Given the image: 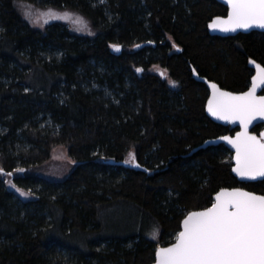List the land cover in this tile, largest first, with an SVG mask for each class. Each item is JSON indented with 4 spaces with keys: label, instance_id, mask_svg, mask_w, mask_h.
<instances>
[{
    "label": "trees",
    "instance_id": "obj_1",
    "mask_svg": "<svg viewBox=\"0 0 264 264\" xmlns=\"http://www.w3.org/2000/svg\"><path fill=\"white\" fill-rule=\"evenodd\" d=\"M17 3L76 11L97 35L38 30ZM225 15L214 0H0V264H153L220 190L264 195L224 145L200 148L235 130L206 116L194 73L239 93L249 61L264 68V33L209 35ZM56 148L75 162L58 178Z\"/></svg>",
    "mask_w": 264,
    "mask_h": 264
},
{
    "label": "snow or ice",
    "instance_id": "obj_2",
    "mask_svg": "<svg viewBox=\"0 0 264 264\" xmlns=\"http://www.w3.org/2000/svg\"><path fill=\"white\" fill-rule=\"evenodd\" d=\"M226 3L229 6L227 21L221 25L210 24V28L218 26L225 32L254 26L264 28V0H226ZM41 15L45 17L41 27L50 19L72 20L78 25L76 31L87 27L82 17L68 11L57 12L49 8ZM25 18H29L28 13ZM111 47L119 50L118 45ZM249 63L255 62L250 60ZM255 80L253 77V86L248 92L238 96L220 92L216 84H211L216 92L208 107L209 112L220 119L239 120L244 131L237 133L235 139H221L236 149V167L232 171L253 179L264 177V133L258 139L247 132L252 120L264 118V96L254 95ZM170 83L175 86V82ZM182 227L174 244L156 251V264H264V195L223 189L210 208L188 213ZM157 234L158 229L154 230L152 238L155 239Z\"/></svg>",
    "mask_w": 264,
    "mask_h": 264
},
{
    "label": "water",
    "instance_id": "obj_3",
    "mask_svg": "<svg viewBox=\"0 0 264 264\" xmlns=\"http://www.w3.org/2000/svg\"><path fill=\"white\" fill-rule=\"evenodd\" d=\"M215 2H217L218 4H220L221 6H223L224 8H226V15L224 17H215L213 18L208 24H207V30H208V33L210 36H216V37H234L238 34H248V33H251V32H259V33H264V28H260V27H251L249 29H237L236 31H228V32H225V31H221L219 29V27H212L210 28L209 25L210 24H213V25H221L223 22L227 21V18H228V12H229V6L228 4L226 3V0H214ZM219 18V19H217ZM250 67H252L254 69V75L253 77H256V80H255V92H254V95L256 97H260V96H264V94H262V90L264 88V79H262V77H264V71H262V69H264L263 67H257L256 63H250L249 64ZM194 78L205 85L207 91H208V97H207V100H206V103H205V114L206 116L213 122V123H216L218 125H222V126H227V127H230L232 130H235V132L232 134V135H223L221 137H230L232 139H235L236 136H237V133H240L242 131H244V129L241 127L240 125V122L239 120H226V119H220L218 118L217 116H214L212 115V113L209 112L208 110V107H209V100H213L214 99V92H216L215 89H213L211 87V84H213L214 82H211V81H208L207 79L205 78H200L197 76L196 73H194ZM253 77L250 81V85L248 87L247 90L243 91V92H239V93H233V92H229V91H226V90H223L221 89L216 83V86H217V89L220 91V92H228V93H231L233 95H241L242 93H246L248 92L252 86H253ZM259 125H262L263 128L262 130L260 131L259 135L256 136L254 134L251 133L252 129H254L256 126H259ZM247 132L248 134L250 135H253V136H256L258 139L261 138V134L264 133V118H260V117H257L256 119L252 120V122L248 125L247 127ZM221 137L217 138V139H212V140H208L206 141L200 148L201 149H204L206 147H209V146H218V145H224L232 154V167H231V173L232 175L241 183H255V182H258V181H263L264 180V177H259L257 176L256 178H250V177H241L239 175H237L235 172L232 171V169L234 167H236V149L232 146V144H230L228 141L226 140H223L221 139ZM130 167L136 171H140V172H147L146 169L142 168V167H137V164L136 163H133L132 165H130ZM223 190V189H222ZM228 191H231L233 189H226ZM241 191H244V192H248V191H245L243 189H240ZM221 190L218 192L220 193ZM216 193L214 196H213V203L216 202V196L217 194ZM251 193V192H250ZM254 194V193H253ZM255 195H258L259 194H255ZM212 203V204H213ZM212 206V205H211ZM210 206V207H211ZM208 207V208H210ZM207 209V208H206ZM205 210V209H204ZM204 210H199V211H194V212H201V211H204ZM188 215V214H187ZM186 215V216H187ZM185 216V217H186ZM184 217V218H185ZM184 218L182 219L181 221V224H180V231L183 230V227H182V222L184 220ZM179 231V232H180ZM178 232V233H179ZM176 242V239L175 241L172 243L174 244ZM172 244H170L169 246L167 247H170ZM167 247H164V248H167ZM161 248V247H158L156 249V251ZM156 254V252H155ZM153 264H156V255H154V262Z\"/></svg>",
    "mask_w": 264,
    "mask_h": 264
},
{
    "label": "rangeland",
    "instance_id": "obj_4",
    "mask_svg": "<svg viewBox=\"0 0 264 264\" xmlns=\"http://www.w3.org/2000/svg\"><path fill=\"white\" fill-rule=\"evenodd\" d=\"M49 8V6H34L28 3H17L16 4V9L18 11V13L20 14V16L22 17V19L27 22L30 26H32L33 28H36L38 30H43L46 26L50 25V24H61L64 25L68 31L76 36H80V37H85V38H89L92 39L97 35V32L92 28L89 20L84 17L83 15H81L80 13L76 12V11H72V10H68V9H55L57 12H64V11H68L71 13H75L77 15H79L80 17L83 18V20L86 22L87 27L83 30V31H76L75 29L78 27V25H76L75 23L72 22V20H60V19H50L48 20V22L46 24H44L43 27L40 26L41 23H43V20L45 19V17L43 15H41L42 13L47 12V10ZM54 9V8H53ZM25 13L29 14V18H25ZM39 17V19H37ZM30 19L32 22H30ZM74 19V17H73ZM91 33V34H90ZM136 49L140 48V46L135 47ZM158 68L157 67H152L149 71L151 73H155L158 74L160 76H163L165 72H160L157 71ZM160 72V73H159ZM166 82L168 84V87L171 88L172 90L176 89V84L175 86H173L170 79H166ZM50 162L52 163V170L53 172L51 173V177H56L58 178L59 176H63L64 173H67L74 165L75 162H73L72 160L69 159L66 150L63 148H56L53 150L52 155L50 157ZM128 164L132 165L133 162L131 160H128ZM7 188L11 189L13 192H15V194H17L18 197H20L23 200L26 199H30L32 198V195L27 193V195H21V193H26L23 191H17V188L12 187L11 184H7ZM115 212H119L118 210H115Z\"/></svg>",
    "mask_w": 264,
    "mask_h": 264
}]
</instances>
